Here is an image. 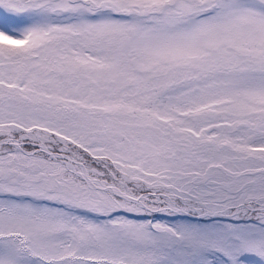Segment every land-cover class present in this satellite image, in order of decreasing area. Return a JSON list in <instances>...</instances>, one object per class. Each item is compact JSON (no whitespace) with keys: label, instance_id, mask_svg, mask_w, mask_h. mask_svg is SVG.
<instances>
[{"label":"snow or ice","instance_id":"1","mask_svg":"<svg viewBox=\"0 0 264 264\" xmlns=\"http://www.w3.org/2000/svg\"><path fill=\"white\" fill-rule=\"evenodd\" d=\"M0 264H264V0H0Z\"/></svg>","mask_w":264,"mask_h":264}]
</instances>
